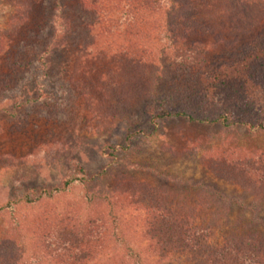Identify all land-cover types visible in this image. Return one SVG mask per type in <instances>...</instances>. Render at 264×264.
Segmentation results:
<instances>
[{
    "label": "rangeland",
    "instance_id": "rangeland-1",
    "mask_svg": "<svg viewBox=\"0 0 264 264\" xmlns=\"http://www.w3.org/2000/svg\"><path fill=\"white\" fill-rule=\"evenodd\" d=\"M53 1H37L36 20H27L21 38L12 27L23 0H0V264H68L65 232L72 227L78 233L86 218L106 223L105 240L73 253L84 251L87 264H131L123 245H111L112 210L119 215L118 236L146 264H190L179 254L167 261L155 256L142 205L164 202L201 225L215 220L210 245L234 233L264 243V226L257 224L264 223V197L221 161L264 156V133L178 117L154 128L151 120L162 108L193 113L185 82L264 40V0H164L159 10L139 13L112 0L106 9L121 23L109 33L93 10L60 0L74 17L69 43L40 60L42 31L55 29ZM181 45L194 48L204 64L175 73ZM75 165L96 182L56 192ZM198 183L241 202L218 203ZM38 194L46 195L11 203ZM90 195L101 200L90 205ZM93 234L94 241L99 236Z\"/></svg>",
    "mask_w": 264,
    "mask_h": 264
},
{
    "label": "trees",
    "instance_id": "trees-1",
    "mask_svg": "<svg viewBox=\"0 0 264 264\" xmlns=\"http://www.w3.org/2000/svg\"><path fill=\"white\" fill-rule=\"evenodd\" d=\"M38 0H23L19 5V13L21 14L19 21L13 25V32L21 38H25L26 32L24 27L28 19H35ZM112 0H78V7L85 11L93 10L98 15V20L104 18L103 32L109 33L112 25L116 24V20L110 17L107 11V5ZM123 7L130 8L131 13H139L145 9L159 10L161 2L164 0H121ZM191 1V0H188ZM176 4V2H173ZM172 3V4H173ZM50 21L55 29L53 32L48 31L43 36V49L39 55L40 60L49 57L54 51L60 50L69 43V36L73 29L74 17L64 13V5L60 0H54L50 4ZM87 11V12H88ZM31 35V34H30ZM37 33L34 34L36 36ZM182 46V45H181ZM180 46V47H181ZM192 46H200V43L194 42ZM177 48L176 69L175 73L183 68L192 66L200 67L204 64V59L195 54V49ZM187 95L184 100L187 102L193 113L187 111H169L162 108L161 111L152 117L154 128L158 121L173 117L186 118L204 124H220L226 129L244 128L247 132L264 133V40L260 44H253L248 50L238 55L236 59L228 65L211 67L207 73L201 74L195 78H189L184 85ZM200 117H194V114ZM145 132V131H144ZM143 132V134H145ZM136 133H132L130 138ZM147 136V135H146ZM224 167L233 173L241 172V176L236 175V180L244 182L245 178L252 180L248 183L249 190L253 194L264 197V156H252L251 158H239L231 160L229 157L222 159ZM256 174V175H255ZM96 182L95 177H88L85 170L75 165L71 175L66 177L62 182V189L56 192H62L74 185H87ZM192 182L189 183L191 185ZM196 186H202L205 190L212 191L213 200L218 203L227 204L229 202H241L238 197L230 198L224 194L213 190L210 186L198 183ZM191 187H195L193 184ZM144 193V192H143ZM143 193L140 192V199H144ZM154 195H158L155 191H150ZM46 194H38L36 199L21 198L14 199L11 203L18 204L25 202L27 204L38 201ZM52 193L49 192L44 198H50ZM101 200L98 195H90L87 197L86 203L93 205L94 200ZM110 202V201H108ZM241 208L247 210L251 207H245L240 203ZM113 205V204H112ZM115 208V207H114ZM142 209L147 215L146 233L150 241L157 247L155 250L156 257L159 261H167L179 254L186 258L190 264H264V243L250 235L243 233H234L226 237L221 245H210L209 239L213 235L214 228L217 226L214 222L207 225L198 223L199 218L196 216H188L180 213L179 210L171 208L167 203H162L158 207L142 205ZM1 210V209H0ZM229 208L226 210L228 212ZM91 213V212H90ZM113 216V236L111 245L117 248V245H123L126 251V258L131 264H146L142 256L134 252L127 246V240L120 233L119 215L112 210ZM100 223V224H99ZM264 223L258 221L257 224ZM80 228V229H79ZM79 232L71 227L66 230L68 249L70 252L64 255L68 264L81 263L87 264L89 255L84 251L75 252L77 248H84L95 243H102L104 237H101L103 230H106V223L103 220H90L86 218L82 225L79 226ZM95 234L96 239L91 240L90 234ZM82 235V238H76ZM93 234V235H94ZM103 239V240H102ZM118 246V247H119ZM75 249V250H72ZM40 262H37L39 264Z\"/></svg>",
    "mask_w": 264,
    "mask_h": 264
}]
</instances>
